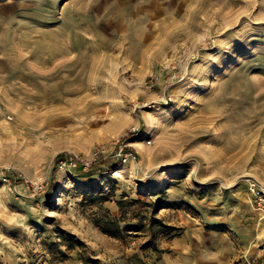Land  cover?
<instances>
[{
	"label": "rangeland",
	"instance_id": "1",
	"mask_svg": "<svg viewBox=\"0 0 264 264\" xmlns=\"http://www.w3.org/2000/svg\"><path fill=\"white\" fill-rule=\"evenodd\" d=\"M249 180L264 0H0V264H264Z\"/></svg>",
	"mask_w": 264,
	"mask_h": 264
},
{
	"label": "trees",
	"instance_id": "2",
	"mask_svg": "<svg viewBox=\"0 0 264 264\" xmlns=\"http://www.w3.org/2000/svg\"><path fill=\"white\" fill-rule=\"evenodd\" d=\"M87 167H88L87 168L88 173L100 169L99 166L97 164H95L94 161H90L88 163ZM131 200H132V198H128V201H131ZM123 201H126V200H117V205H118V209H119L118 210L119 211L118 216H110L107 213L101 214V217L99 218L98 222H99V227L102 231H104L110 235L120 236L122 231L137 230L143 226V222L141 220L142 217H140L134 221H128L127 220V221H123L122 223H119L120 217H122L123 213H124V210H122ZM151 203H153V202H151ZM152 220H156L160 226L161 225L165 226V227L170 226L169 224L162 223L159 220V218H156L152 215H148L146 223H147L148 228H149V234H148L147 238H145L142 242H140L138 244L140 247H144L147 245H151L152 247H155V245L151 242V240H152L151 238H152V234H153V229L151 226ZM68 235H71V234L68 233ZM59 251H61V250H59ZM83 259L89 260V261H96L95 258H88L85 256H83Z\"/></svg>",
	"mask_w": 264,
	"mask_h": 264
},
{
	"label": "built area",
	"instance_id": "3",
	"mask_svg": "<svg viewBox=\"0 0 264 264\" xmlns=\"http://www.w3.org/2000/svg\"><path fill=\"white\" fill-rule=\"evenodd\" d=\"M145 142H149V139L146 138ZM123 144H118V146L116 147L114 154H116V156L123 158L125 155L129 154L130 151L126 152L122 149ZM83 163L82 166H86L87 162L83 161L81 162ZM72 164H75V160L72 161ZM247 188L249 190V192L253 195L256 196L257 199V203L259 204V206H263L264 207V198L261 197L260 195V190L256 184V182L254 180H249L247 183Z\"/></svg>",
	"mask_w": 264,
	"mask_h": 264
},
{
	"label": "crops",
	"instance_id": "4",
	"mask_svg": "<svg viewBox=\"0 0 264 264\" xmlns=\"http://www.w3.org/2000/svg\"><path fill=\"white\" fill-rule=\"evenodd\" d=\"M194 6H195V5H194ZM194 6H193V7H194ZM194 8H195V7H194ZM194 10H195V9H194ZM194 10H191L190 12H193ZM190 12H189V13H190ZM183 13H184V11H183Z\"/></svg>",
	"mask_w": 264,
	"mask_h": 264
}]
</instances>
